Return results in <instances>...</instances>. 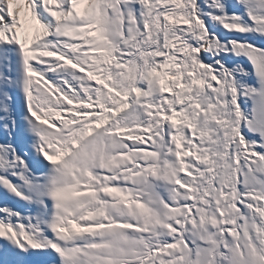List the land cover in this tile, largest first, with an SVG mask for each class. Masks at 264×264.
Segmentation results:
<instances>
[{
    "label": "snow or ice",
    "instance_id": "1",
    "mask_svg": "<svg viewBox=\"0 0 264 264\" xmlns=\"http://www.w3.org/2000/svg\"><path fill=\"white\" fill-rule=\"evenodd\" d=\"M0 264H264V0H0Z\"/></svg>",
    "mask_w": 264,
    "mask_h": 264
}]
</instances>
